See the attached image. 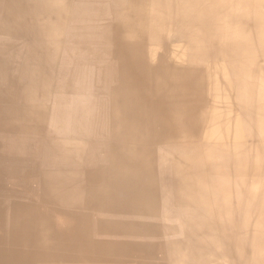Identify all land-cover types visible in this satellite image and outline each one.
<instances>
[{"label": "bare ground", "instance_id": "1", "mask_svg": "<svg viewBox=\"0 0 264 264\" xmlns=\"http://www.w3.org/2000/svg\"><path fill=\"white\" fill-rule=\"evenodd\" d=\"M0 159V264H264V0H0Z\"/></svg>", "mask_w": 264, "mask_h": 264}, {"label": "rangeland", "instance_id": "2", "mask_svg": "<svg viewBox=\"0 0 264 264\" xmlns=\"http://www.w3.org/2000/svg\"><path fill=\"white\" fill-rule=\"evenodd\" d=\"M0 183L3 184V185H4V184H7V183L12 184V185L9 184L8 187L6 186V187L9 189V188H11V187H13V186L15 185L16 180L13 179V178H6V177L3 176V177H1V179H0Z\"/></svg>", "mask_w": 264, "mask_h": 264}, {"label": "crops", "instance_id": "3", "mask_svg": "<svg viewBox=\"0 0 264 264\" xmlns=\"http://www.w3.org/2000/svg\"><path fill=\"white\" fill-rule=\"evenodd\" d=\"M0 160H1V159H0ZM3 164H5V163H3ZM3 176L6 177V178H11V177H9L8 175H5V173H3L1 177H3ZM0 179H1V178H0ZM0 184H1V183H0ZM15 184H16V183H15ZM1 185H2V184H1Z\"/></svg>", "mask_w": 264, "mask_h": 264}]
</instances>
